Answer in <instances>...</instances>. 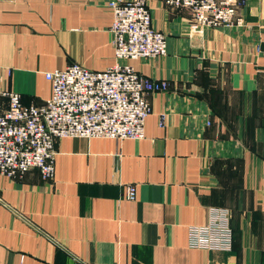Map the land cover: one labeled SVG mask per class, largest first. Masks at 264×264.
<instances>
[{
  "label": "crops",
  "instance_id": "0c3cea01",
  "mask_svg": "<svg viewBox=\"0 0 264 264\" xmlns=\"http://www.w3.org/2000/svg\"><path fill=\"white\" fill-rule=\"evenodd\" d=\"M111 1L131 0H0V89L41 105L46 72L113 66ZM147 1L168 53L124 62L169 87L147 93L146 137L61 138L53 177L0 173V264H264V0L201 29ZM221 220L230 250L193 243Z\"/></svg>",
  "mask_w": 264,
  "mask_h": 264
},
{
  "label": "built area",
  "instance_id": "2783aa9c",
  "mask_svg": "<svg viewBox=\"0 0 264 264\" xmlns=\"http://www.w3.org/2000/svg\"><path fill=\"white\" fill-rule=\"evenodd\" d=\"M163 1L170 9L189 11L194 29L244 26L246 22L241 10L248 0ZM109 6L114 15L113 66L95 71L74 63L46 72L52 95L41 105H25L20 93L0 89V97L6 100L5 107L0 103L1 174L15 177L36 168L44 178L53 177L55 144L61 138L146 137L152 111L147 93L166 91L169 84L143 76L124 61L166 55L167 35L154 27L147 0L111 1ZM160 121L164 126L166 116ZM135 189L128 187L129 198L135 197ZM193 232L196 246L231 249L230 230L222 220Z\"/></svg>",
  "mask_w": 264,
  "mask_h": 264
}]
</instances>
